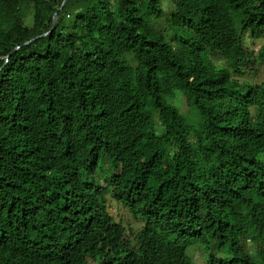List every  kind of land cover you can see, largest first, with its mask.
Returning <instances> with one entry per match:
<instances>
[{
	"label": "trees",
	"instance_id": "obj_1",
	"mask_svg": "<svg viewBox=\"0 0 264 264\" xmlns=\"http://www.w3.org/2000/svg\"><path fill=\"white\" fill-rule=\"evenodd\" d=\"M62 3L0 0V264H264V0H68L39 37Z\"/></svg>",
	"mask_w": 264,
	"mask_h": 264
},
{
	"label": "rangeland",
	"instance_id": "obj_2",
	"mask_svg": "<svg viewBox=\"0 0 264 264\" xmlns=\"http://www.w3.org/2000/svg\"><path fill=\"white\" fill-rule=\"evenodd\" d=\"M262 44L263 43L261 42H254V44L251 46V49L258 50ZM263 79V73L253 76L251 78H246V80H250L252 84H260ZM173 104V106H175L181 114L190 118V120L188 119L189 121L198 124V114H196L195 111L186 108L179 100H175ZM106 205L115 223L124 227L126 237L132 241L134 234H136L141 227L140 223L135 221L127 210L116 204L110 197H107ZM210 253H213L218 259H229L228 252L222 254L215 250L208 251L203 245L199 244L188 248L186 251V255L192 259L193 264H205L206 259Z\"/></svg>",
	"mask_w": 264,
	"mask_h": 264
},
{
	"label": "water",
	"instance_id": "obj_3",
	"mask_svg": "<svg viewBox=\"0 0 264 264\" xmlns=\"http://www.w3.org/2000/svg\"><path fill=\"white\" fill-rule=\"evenodd\" d=\"M67 2H68V0H63V3H62V5H61V7H60V8L57 10V12L54 14V16H53V21H52V27H51V30H50L48 33H44V34H42V35L39 36V37H45V36L49 35L52 31H54V29H55V27H56V24H57V14H58L59 12H61V10L65 7V5L67 4ZM39 37H37V38H35V39H38ZM35 39H33V40H35ZM33 40H31V41L25 43L24 45H28V44H30ZM18 49H19V48H16L15 50H13V52L17 51Z\"/></svg>",
	"mask_w": 264,
	"mask_h": 264
}]
</instances>
